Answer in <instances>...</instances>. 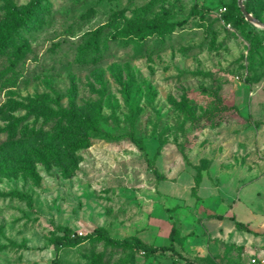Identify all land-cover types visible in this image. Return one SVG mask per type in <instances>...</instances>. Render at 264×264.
I'll return each mask as SVG.
<instances>
[{
  "label": "rangeland",
  "instance_id": "374dc122",
  "mask_svg": "<svg viewBox=\"0 0 264 264\" xmlns=\"http://www.w3.org/2000/svg\"><path fill=\"white\" fill-rule=\"evenodd\" d=\"M11 2L0 0V43L31 13L0 51V264L264 259V26L241 20L237 0ZM242 2L264 23V0ZM152 20L170 31L128 34ZM99 27L92 61L81 48ZM172 226L188 262L96 238L53 245L61 227L160 245Z\"/></svg>",
  "mask_w": 264,
  "mask_h": 264
},
{
  "label": "trees",
  "instance_id": "16d2710c",
  "mask_svg": "<svg viewBox=\"0 0 264 264\" xmlns=\"http://www.w3.org/2000/svg\"><path fill=\"white\" fill-rule=\"evenodd\" d=\"M6 4L12 5L11 0H3ZM149 4L143 6L144 9L147 8ZM248 11V10H247ZM30 11L28 13H25L23 15L19 16V21L16 23V26L11 29V31L7 34V38L5 41L0 43V51L5 46L6 42L11 39L13 35L19 36V32L16 29L17 27H26L30 23ZM241 20H244L243 15L240 18ZM103 28H97L93 32L89 33L87 38L85 39V42L83 43V47L81 48V53L83 57L89 58L92 61H95L97 57L101 54V47H100V36L102 34ZM167 31H170V28L167 27V25L164 24V22H160L159 20H152L149 22H138L134 26L130 27L128 30V34L134 36L138 40H143L152 35V34H158L160 37H164L165 33ZM26 47L25 41L22 39V42H20V45L16 48V57L19 58L21 55L22 50ZM70 106L68 108H62L59 111L54 112L53 114L55 116H59L60 119H65L67 115H71L73 117L72 107H73V96L70 95ZM133 141L140 147L141 145L139 142L135 139ZM89 145V140L85 139L80 142L74 143L71 147L74 150L87 147ZM159 149L156 150L154 154V158L158 156ZM147 167L151 170L153 173L154 178L156 181H161L165 179V175L157 168L154 161L147 160ZM194 185L191 187V193L196 196L197 187L200 184L201 177L199 174H196L194 177ZM235 225L239 228L247 229L246 226L240 222L235 221ZM63 231V235L56 238L53 242L54 248L58 250L60 247L63 246H75L84 240L88 238H96V239H103L105 240L109 245L113 247H128L133 248L135 250L143 251L147 254H161L164 255L166 253H169L170 255L177 256L181 259H184L185 261H189L187 258H185L180 252H178L175 249V246L173 244V241L176 237L177 229L172 226L171 230L167 236V238L160 244V245H154L150 244L146 241H144L142 238L137 236H128L124 237L122 239L113 238L109 235L106 229L102 227L94 228L91 232L86 233L84 235H78L73 234L70 235L68 230L66 228H60ZM51 264H60V261L57 257H54L51 260Z\"/></svg>",
  "mask_w": 264,
  "mask_h": 264
},
{
  "label": "water",
  "instance_id": "95a60500",
  "mask_svg": "<svg viewBox=\"0 0 264 264\" xmlns=\"http://www.w3.org/2000/svg\"><path fill=\"white\" fill-rule=\"evenodd\" d=\"M237 4H238L239 10H240V12L243 15L245 20H248L249 22H253V23L264 26L263 22H261L258 18L252 16V14L247 11L242 0H237Z\"/></svg>",
  "mask_w": 264,
  "mask_h": 264
},
{
  "label": "built area",
  "instance_id": "2783aa9c",
  "mask_svg": "<svg viewBox=\"0 0 264 264\" xmlns=\"http://www.w3.org/2000/svg\"><path fill=\"white\" fill-rule=\"evenodd\" d=\"M79 235L82 234L79 233ZM242 264H264V259L255 256H249L242 262Z\"/></svg>",
  "mask_w": 264,
  "mask_h": 264
}]
</instances>
